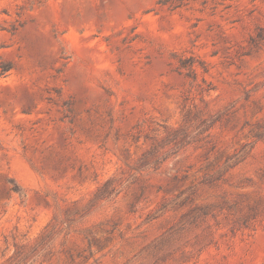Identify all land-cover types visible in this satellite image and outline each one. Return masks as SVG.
<instances>
[{"label": "rangeland", "instance_id": "1", "mask_svg": "<svg viewBox=\"0 0 264 264\" xmlns=\"http://www.w3.org/2000/svg\"><path fill=\"white\" fill-rule=\"evenodd\" d=\"M258 133L264 0H0V264H264Z\"/></svg>", "mask_w": 264, "mask_h": 264}, {"label": "trees", "instance_id": "2", "mask_svg": "<svg viewBox=\"0 0 264 264\" xmlns=\"http://www.w3.org/2000/svg\"><path fill=\"white\" fill-rule=\"evenodd\" d=\"M6 71H8V68L3 69V73L6 72ZM257 136L263 137L264 133H258Z\"/></svg>", "mask_w": 264, "mask_h": 264}]
</instances>
